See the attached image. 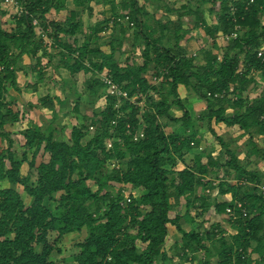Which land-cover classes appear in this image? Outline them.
Returning <instances> with one entry per match:
<instances>
[{
    "label": "trees",
    "instance_id": "16d2710c",
    "mask_svg": "<svg viewBox=\"0 0 264 264\" xmlns=\"http://www.w3.org/2000/svg\"><path fill=\"white\" fill-rule=\"evenodd\" d=\"M16 2L9 15L14 28L0 26V264H65L60 256L71 242L74 264H264L262 177L211 125L246 136L245 161L254 157L256 166L264 160V61L256 57L264 46V0H121L124 15L108 0L109 17L101 14L82 41L77 33L92 0ZM51 11L66 14L49 21ZM184 16L193 22L185 24ZM119 17H128L132 37L143 44L141 63L116 57L121 51L115 41L106 44L108 51L97 44ZM121 26L113 22L110 28ZM47 47L56 51L47 65L62 76L67 93H80L81 84L90 97H105V107L88 124L73 126L68 137L58 122L63 97L45 93L35 106L23 100L16 82L22 57L42 82ZM104 72L129 99L137 97L136 104L126 100L115 108L116 98L96 78ZM257 75L263 88L249 99ZM180 89L203 104L200 120L219 147L217 157L212 150L195 153L201 135ZM19 105L45 109L50 118L20 129ZM173 107L179 117L170 114ZM167 122L176 130L166 133ZM15 135L24 140L18 154ZM209 187L216 192L211 198L203 191ZM207 212L221 222L202 232L182 227ZM171 234L173 256L164 249Z\"/></svg>",
    "mask_w": 264,
    "mask_h": 264
},
{
    "label": "rangeland",
    "instance_id": "374dc122",
    "mask_svg": "<svg viewBox=\"0 0 264 264\" xmlns=\"http://www.w3.org/2000/svg\"><path fill=\"white\" fill-rule=\"evenodd\" d=\"M105 1L107 2L108 0H92V2L90 3L91 10L86 11L85 13L82 14V21L83 22L81 25V29L77 33V38L79 39V41H82L86 37L87 30L90 29V27L96 21H98L100 19L101 14H103L105 17H109L110 5L105 4L104 3ZM113 1L115 3L117 13L120 15H124L126 13V11L122 10L120 8L119 3L121 0H113ZM169 2L172 3L173 0H170ZM67 4L69 5V2H67ZM178 5H180V4L179 3L175 4L176 7ZM15 7L14 6L13 7L8 6V5H2V4L0 5V9L4 13L3 15H0V26L1 27H5L7 30H12L14 28L13 22H11V18L9 15L14 11ZM147 10H150V8H148ZM159 12L162 14L166 13L165 8H163V7L160 8ZM65 14H66L65 11H61L59 13H55L54 11H51L47 15V19L49 21L50 20L60 21L63 17H65ZM174 18H175V14H172V19H174ZM183 20H184L185 24H191L193 22V19L191 16H184ZM210 21L212 23L215 22L214 16H211ZM109 26H110V24H109ZM110 27H108L106 30H104L103 33H101V38L97 42L98 46L102 50L108 51L109 48H108V46H106V44L110 41L111 42L115 41L114 42L115 49L118 48V46L120 45V51H121V54L116 52V57H118L121 61H124L125 59L129 58L130 59L129 62H131V63H141L140 57H139L140 54H139V52H137V50H142L143 44L141 41H135L134 40V38L132 37L133 29L130 27L128 28V26H126V25L121 26V27H114V28H110ZM121 29H123L124 32H122ZM44 40H45L46 44H51L50 39H47L46 36H45ZM96 46L97 45H94L92 47H96ZM193 47H195V46H193ZM49 52H51L53 54L55 53V51L52 52V50L48 48L46 51V56H44L43 59L41 60V63H43L42 66L48 64ZM27 61L28 60L26 57H22L20 63H18V68L20 70H17V72H16V82L18 85H20L22 90L24 89L23 94H25L27 96V99L33 98L31 100L34 102V104L36 103L35 104V106H36L37 105V102H36L37 98L33 92L38 91V85H36L38 76L36 75V73L34 74V71L32 74L31 69L28 68L29 62H27ZM53 63H56V61H53ZM51 67H53V66H51ZM51 67L50 68L42 67V69H44L43 70L44 72H42L44 76L42 75L41 78L43 79L42 83L45 85H44V87H42V85L40 87H42L44 89V92H48V95H57V96L60 95L66 101L65 105H63V107L61 108V114L58 117V122H59L60 127H62V126L64 127V129H62V135L68 137L70 135V132H71V129L73 126H79V125H81V123L88 124L89 120L91 119V117L93 115V112H97V111L99 112L105 107V97L102 95L99 98L98 97H95V98L90 97L88 95V92L83 87L79 88V86L81 84L77 85V89H78V91L80 90V93H75V92H73V93L71 92L70 94H69V92L67 93V90H68L67 86H64L62 84V76L60 77L59 72H57L58 78L54 77L52 74V71H51ZM37 69H39V68H37ZM37 69H36V71H37ZM260 81L261 80L259 78V75H257L256 76V83L252 86L253 90L248 93L249 99L255 98L259 95L260 91L263 88V85H258V84H261ZM35 85H36V88H33V87H35ZM27 89H28V92L26 91ZM179 94H180L181 99L185 103L186 109L189 112L191 119L196 120L195 122L197 124V129H198L199 134L201 135L200 148H198V150L195 151V153H200L202 151V149H204L203 151H205V153L212 150L213 152L211 155L214 157H217L219 154V147H218L216 141L211 136V134L206 129V125L204 124V121H203L204 119L200 120V117L202 115V110L204 109L203 104L199 103L193 95H191V94L188 95V93L185 92L183 89L179 90ZM40 95H42V94H40ZM79 95H80V97H79ZM74 104L77 105V109H78L77 113H75V111L73 110ZM19 106L21 107V105H19ZM36 110H37V112H35L34 109L30 110L27 107H23L20 110L22 112V115H21L22 122L17 127L20 129H24L26 127H30L33 124H38V122H39L38 125H43V122L41 121L39 115H43L46 110L38 109V108H36ZM230 112H231V110H229L228 113H230ZM170 114L175 116V117H179L181 115V113L178 111V109L174 108V107L172 109H170ZM161 122L164 125L166 123V120L162 119ZM167 123H168L167 124L168 126L165 127L166 133L168 132V128L173 130V131L176 130L177 124H174L172 122H170V123L167 122ZM211 125H212V128L215 131L216 135L223 137V139L226 141H231V144H230L231 149L234 150L238 159L240 161H242L243 164L246 165L247 169H256L257 168L258 175L260 177H262L261 178V184L258 186L257 190L264 193V160L259 161L256 166H254L252 164L256 161V159L254 157L250 158L249 162L244 160V151H245V147H246V136L241 137V135L237 132H231V133L226 132V131L218 128V127H215L213 125V122L211 123ZM12 138L14 140L13 149H14L15 153L18 154L20 151V149H19L20 146L24 144V140L20 135H15ZM257 143L259 146H262V138H259ZM4 144L5 143L0 144V146H2ZM220 161H221V163H223V159ZM221 174H222V171L219 172V174H218L219 178L222 177ZM199 191H202V190H199ZM203 191H204V195H208L211 198L213 191L211 190L210 187L203 189ZM126 194H128V193H126ZM227 198H229V196H227ZM196 213H198L196 210H194V209L191 210V215L194 218L196 217ZM216 219H218V218H216V217L210 218V213L207 212L203 215V218H196L195 220H193V223H192L193 227L192 228L196 229V230H200V232H202L205 229H209L211 223H214V221H216V222L219 221ZM183 227L186 230H190L185 223H183ZM224 227L226 228L227 233H231V232L234 233V231L230 228V226L224 225ZM225 235H226V233H225ZM75 241H77V240H75ZM73 243L74 242H71L67 247L63 248V253L60 256V259L61 260L63 259L62 261L65 260L66 261L65 264H74V263H71V261H70L71 260V254L74 251V250H71V248H72L71 246ZM164 249L168 252V254L170 256H173L174 254L177 253V244H176V241L173 240L172 234L169 236L167 243L165 244Z\"/></svg>",
    "mask_w": 264,
    "mask_h": 264
},
{
    "label": "built area",
    "instance_id": "2783aa9c",
    "mask_svg": "<svg viewBox=\"0 0 264 264\" xmlns=\"http://www.w3.org/2000/svg\"><path fill=\"white\" fill-rule=\"evenodd\" d=\"M16 0H0V5H8V6H16ZM231 11L233 12V8H231ZM113 22H116V23H121L122 25H127L129 22H128V17H119L117 19H115L114 21H111L110 22V26L113 24ZM32 25L34 27L37 26V21L36 20H33L32 21ZM129 26H132V23H129L128 24ZM41 37L43 39H45V35H41ZM231 38H236V34H232L231 35ZM228 40V37L225 38L224 41ZM256 57L258 59H260L261 61H264V46H261L257 49L256 51ZM96 78L98 80H100V82L103 84V87L105 88V92L106 94L110 95V96H114L116 98V105H115V108H120L121 105L123 104L124 101L128 100L129 103H132V104H136V99L137 97H132V98H128L127 94L122 91L116 84H114L110 77L107 75V73H102V74H99L96 76ZM140 104H142V102H140ZM112 124H115V122L113 121ZM90 129H92L90 127ZM143 135L142 134H139L138 136H135L134 137V140H137L138 138L142 137ZM107 148L110 149L111 148V142H108L107 143ZM110 168H115V169H118V165L115 164V163H112L110 165ZM137 195V192L136 191H133L132 192V196H136ZM239 206V205H238ZM231 211L229 209H227V213H230Z\"/></svg>",
    "mask_w": 264,
    "mask_h": 264
},
{
    "label": "crops",
    "instance_id": "0c3cea01",
    "mask_svg": "<svg viewBox=\"0 0 264 264\" xmlns=\"http://www.w3.org/2000/svg\"><path fill=\"white\" fill-rule=\"evenodd\" d=\"M169 1H170V0H169ZM173 1H174V0H173ZM67 2H69V1H66V5L70 7V6H71V3L69 2V5H68ZM159 13H160V12H159ZM63 18H64V17H63ZM63 18H62V19H63ZM201 35H202V32L199 31L198 33L195 34V36H196L195 38H198V37H200ZM190 45H191V47H192L193 49H197V46H196V42H195V40L191 41V42H190ZM192 45L195 46V47H193ZM47 49H48V48H47ZM49 49H51V48H49ZM49 51H50V50H49ZM53 51H55V50L52 49V52H53ZM55 53H56V51H55ZM55 53H54V54H55ZM54 54L51 53V52H49L48 56H49V55L53 56ZM39 55H40V53H38V56H39ZM43 57H44V56H43ZM43 57L41 58V60L43 59ZM53 61H56V60H55V59H52V62H53ZM27 62H29V61H27ZM48 62H49V61H48ZM52 62H51V63H52ZM28 64H29V63H28ZM42 64H43V63H41V66H42ZM25 65H26V64H25ZM52 65H53V63H52ZM42 67H44V68H45V67L50 68L51 66L44 65V66H42ZM43 70H44V69H43ZM43 70H42V72H44ZM25 71H26V70H25ZM31 71H32V70H31ZM51 71H52L53 76L58 78L57 71H55V70L53 69V67H51ZM26 72H27V71H26ZM45 72H46V71H45ZM32 74H33V71H32ZM34 74H35V73H34ZM43 76H44V75H43ZM65 76H66V73L63 75V77H65ZM54 77H53V78H54ZM42 82H43V80H42ZM42 82L39 83V82L37 81L36 85H38V91H37V92H33V93L35 94L36 98H37V99H36V102H37V100H38V98H39L40 96H42V95L45 94V93H48V92H44V89H43L42 87H44L45 84H43ZM17 85H18V84H17ZM36 85H35V86H36ZM41 85H42V87H40ZM33 86H34V85H33ZM18 87H19V89L21 90L23 100H25L26 102H30V103L34 104V102L31 100V99H33V98H31V99H27V96H26L25 94H23L24 89L22 90L21 87H20V85H18ZM27 87H28V86H27ZM26 91L28 92V89H27ZM45 91H46V90H45ZM40 94H42V95H40ZM51 96H57V95H51ZM58 97L61 98L60 95H59ZM35 104H36V103H35ZM21 108H23V107H21ZM32 109H34V111L37 112V110H36L35 107L32 108ZM32 109H31V110H32ZM44 110H45V109H44ZM47 113H48V114H47ZM39 116H40V117L42 116L43 118H44V117H45V118H50V112L46 110L45 113H44L43 115H39ZM38 124H39V122H38ZM198 191H199V190H198ZM198 191H197V194L199 195L200 193H199ZM215 194H216V192H215V190H213L212 197L215 196ZM226 198H227V197H226ZM213 217L218 218V219H216V220H219V221H220V218H219L218 216H214V215H212V214L210 213V218H213ZM214 222H216V221H214ZM220 222H221V221H220ZM192 223H193V222H192ZM192 223H191V224H186V223H185V224L187 225V227H188L189 229H191V228L193 227V224H192ZM182 227H183V226H182ZM183 228H184V227H183ZM184 229H185V228H184ZM185 230H186V229H185ZM186 231H188V230H186ZM185 264H191V263H185Z\"/></svg>",
    "mask_w": 264,
    "mask_h": 264
}]
</instances>
